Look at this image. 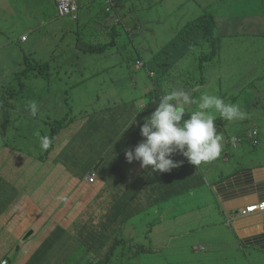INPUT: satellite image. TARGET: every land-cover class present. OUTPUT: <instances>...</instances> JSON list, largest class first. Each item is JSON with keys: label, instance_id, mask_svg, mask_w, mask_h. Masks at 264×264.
Masks as SVG:
<instances>
[{"label": "rangeland", "instance_id": "rangeland-1", "mask_svg": "<svg viewBox=\"0 0 264 264\" xmlns=\"http://www.w3.org/2000/svg\"><path fill=\"white\" fill-rule=\"evenodd\" d=\"M77 1L79 19L59 16L51 0H20L21 4L12 1L11 10L0 15L3 20L0 19V156L11 158L14 149L25 151L31 158L39 157L46 150L41 149L36 133L49 137L53 132L51 122L61 119L66 123L56 134L69 133L70 143L61 146V154L54 158L53 164L71 159L67 164L76 165L73 172L80 174L91 163V157L96 158L103 151L104 145L95 143L106 141L98 137L104 131L89 133L90 122L105 120L111 127L122 120L117 117L109 120L111 106L135 100L143 107L148 94L163 96L173 89L186 90L195 99L208 93L226 103L238 104L248 114L246 119L232 122L223 119L224 123H219L222 118L216 116L217 132L223 131L219 133L223 136L222 143L240 137L243 146L256 149L251 148L250 140L253 130L258 128V148L264 145V0H118L123 22L116 24L114 38L108 33L111 19L105 14V0ZM5 3L6 0H0V7ZM207 13L216 17L213 35L219 39L221 49L203 61L212 47L199 41L186 48L189 37L183 27L192 18ZM248 14L260 15V24L251 25L246 19ZM97 15L99 18L101 15L100 20ZM104 22L107 27L103 24L101 28L99 24ZM125 23L139 24L142 29L135 26L130 33ZM23 35L28 40L23 41ZM196 38L197 35L192 41ZM106 43L110 44L100 54L85 49L89 44ZM139 57L146 66L136 62ZM153 61L162 64L157 69L158 85L150 76L156 71L149 72ZM47 62L50 65L43 71L44 77L39 69ZM30 101L39 106L35 117L25 107ZM195 109L196 105H191L188 112ZM58 145L59 139L55 137L50 148L53 156ZM215 161L214 166L203 163L201 168H221L226 164ZM260 161L264 163V156ZM9 168L7 164L3 171ZM39 174L45 175L47 182L54 178L53 172L41 170ZM61 175L63 183L71 178L65 168ZM11 178L0 173V184L11 182ZM116 178L108 183L114 185ZM207 179L210 178L206 177V183L203 181L194 193L195 188L176 192L173 190L177 188L169 191L164 188L160 194L145 191L143 202L101 201V208L94 214L85 209L77 217L78 230L90 217H94L95 228L82 237L86 247L83 258H99L114 245L112 239L119 238L110 264H264V253L239 247L232 231L223 241L215 235L218 240L212 242L209 212L217 205L209 203L202 194V188L208 186ZM44 180L39 179L38 184ZM27 184L21 187L32 195L37 184L32 189ZM141 186L143 192L145 187ZM6 187L2 184L0 191ZM97 189L98 186L96 194L91 195L94 199ZM19 197L27 199L24 194ZM5 204L8 196L0 195V243L6 234L2 222L11 214ZM45 232L48 229L41 234L44 236ZM40 241L30 243L8 261L21 264L27 251H32Z\"/></svg>", "mask_w": 264, "mask_h": 264}, {"label": "crops", "instance_id": "crops-1", "mask_svg": "<svg viewBox=\"0 0 264 264\" xmlns=\"http://www.w3.org/2000/svg\"><path fill=\"white\" fill-rule=\"evenodd\" d=\"M12 1H18V3L21 4L20 0H6L5 5L3 7H0V15L3 13L7 14V12L11 10L10 3ZM47 5L48 4L44 6ZM51 6H54L58 14L56 0H51ZM15 10H13L12 13H14ZM96 17L99 18L98 15ZM0 19L2 20L1 17ZM246 19L248 22L250 20L254 22V19L250 18L249 16H247ZM159 23L162 22L159 21ZM100 25L101 24H99V26ZM100 27L102 28V26ZM22 37H26V35H23ZM26 40L28 39L26 38ZM128 121H133V119ZM123 128H126V126L123 125L122 133L119 131V134H123L125 132ZM117 134L118 131L116 130L115 135L117 136ZM68 136L69 133H66V135L62 136H56L59 139V145L57 147L55 157L60 154V148L63 144H65L66 142L70 143V138ZM133 136L136 137H133L134 143H131L130 146H126L123 144L128 142H122V145H120V148L118 149L116 154H114V157L116 155H122V157L124 158L123 164L130 171H137V174H133V176H140L143 179L142 181L136 182L134 179L131 180V178L127 175L123 178H120L119 180H116L114 185L113 183H111L112 185L106 183V180L97 181V184L95 183L92 185H88L84 180L82 181V177L80 178L78 174L73 173L71 175V178L65 180V183H63L61 176L58 177L59 175H61L63 169L65 168V170L71 174V171L76 168V165L73 166V164H71L69 166L68 164H65V162L61 163L63 166L61 164H56L55 166L57 167L54 168L56 177L51 178L49 182H47L46 177L44 178L45 180L43 181V184L45 185V189L42 192L44 195L42 194L40 196L42 198L41 203L39 201H35V199L32 198V195L25 193L23 187H21L20 189L15 187L16 191H14V194L8 195V202L13 205L11 215L14 216L11 223L3 225L2 229L4 233H13L14 236L11 238L7 237L6 239L2 238L0 243V250L9 251L8 253L5 252V254H9V256L15 254L14 251L18 246L20 247L19 249H22L19 251H24L26 246H29L30 244L29 240H27L30 238H23L22 243H17L16 241L18 240L19 235H26L30 230H33L32 235L40 234L43 230L44 220L49 216L52 217L56 215V218L60 217L58 218V220H61L63 219L62 216L71 213V210L74 211L76 206H78V203L81 202V200L78 198L81 191H75V188L79 184L82 189L85 190H89L88 188H92V190H94V188H97L98 184H100V186H103V202L110 201V199L112 198L111 196L113 195L112 191H114V188L117 187H121L119 188V190L127 189L123 198L118 196L119 202H133L134 200L143 202L146 197L144 195L145 191H147L148 193H152L151 191H155L156 193L160 194L164 188L167 191L177 188L173 190V192L182 190L188 191L192 188H195L193 191L194 193L196 189L202 187L203 181L206 180V177H209L210 179H207L208 186L206 187V189L204 187L202 188V194L206 196L205 199L208 200L209 203L212 202L217 205L212 209L211 212H209V219L211 220V230L214 233V235L211 237L212 242L216 243L218 240L215 235H217L219 239L221 238V240L223 241L224 237L226 235H230V231H232L236 236V241L239 247L264 253V210H255L246 214L243 213V210H245L247 207L264 201V163H260V158L264 156L261 155L264 154V146L261 148H256L255 150L250 149L251 152L244 151L245 153H243L242 151L243 154L239 153L240 151L230 152L226 151L223 148L221 156L216 159L220 160V163H226L221 168L202 169V164L199 166L191 165L183 156L174 154L170 157L174 160V162L179 160L184 161L181 167L172 169L171 172L162 174H151L150 172L149 174H146L145 172V174H143L142 171L147 170L142 169L140 166H136L140 164L139 161L128 163L125 158V150L129 148L134 150L135 146H137L139 142V139L140 142L142 140L139 132L136 134V136ZM99 152L96 156V160L95 158L91 157V163L87 164V167L92 164V168L93 170H95L96 164L98 163L97 160L104 154V152ZM26 154L27 153L25 151L18 152L13 149V151L11 152V158L8 155H6L5 157L0 156V173L1 175L12 176L10 183H12L14 179L19 177L20 175H22V178L26 177L27 174L30 175L29 178L31 176H35L34 182H37L42 178L41 174L37 176V174L42 170V167L40 168L41 165L37 166L38 161H36L38 159L41 163L40 158L33 157L35 161L32 164L33 166L30 167L29 165H31L32 161L27 159L28 154ZM28 158H30V155H28ZM208 163V166L210 167L217 164L215 160ZM7 164L8 166H10V168L5 169L7 172H4V167ZM45 167L47 166L45 165ZM98 178L99 174L97 179ZM145 178H148V182L146 184H144ZM110 180L113 181L114 178H110ZM27 182L28 180H26L25 184H27ZM2 184L5 183H1L0 188ZM132 185L133 187H142L141 185H144L145 190L141 192L140 189H135L132 187ZM32 186H34V184L30 185L29 187ZM159 186L162 188H159ZM5 190H8V187L2 190L3 193L5 192ZM52 190L54 191V193L48 194ZM62 190L66 192L63 193ZM21 194H24L27 199H21L19 197L21 196ZM5 196L6 195L3 194V197ZM80 197L82 200H85V196ZM91 199H94V196L93 198L91 197ZM209 203L207 206L210 205ZM5 209H8V206H5ZM77 216L78 215H75L73 217V220H75ZM55 224H57V222H55ZM16 253H18V251ZM16 255L17 254H15V256ZM3 257L4 254L2 255V258ZM16 259L18 261L17 257ZM14 262L15 264H18L16 261Z\"/></svg>", "mask_w": 264, "mask_h": 264}, {"label": "trees", "instance_id": "trees-1", "mask_svg": "<svg viewBox=\"0 0 264 264\" xmlns=\"http://www.w3.org/2000/svg\"><path fill=\"white\" fill-rule=\"evenodd\" d=\"M108 16V14H107ZM248 16L250 18L254 19V22L252 20H250V24H260L261 22V17L260 15H254V14H248ZM218 20V17H217ZM123 22L122 20V16L121 14H115L112 16L111 20H110V25L111 28L108 31L109 34H111L114 37H116L117 35V31H116V24L117 23H121ZM240 22V21H238ZM235 23V21L233 22ZM105 24V27H107V24ZM216 25H217V21H216V17L214 14H200L195 18H192V20L188 23H186V25L183 27V30L185 28V32L188 34L189 37V43L186 45V48L191 46L192 43H199V41H203L207 44H209L212 47V51L208 54V56H205L202 58L203 61L207 60L208 58H212L214 57L219 51H220V42L218 38L214 37V30L216 29ZM101 26L103 27L104 25L101 23ZM135 26L139 27L140 31L142 29V26L139 24H136ZM135 26H130L129 23H125V28L128 32L133 33L134 31V27ZM94 34V33H92ZM197 35V38L195 41H192L194 39V36ZM192 41V42H191ZM183 43V42H182ZM110 44V43H106V44H99V45H95V44H89L85 47V49L91 51V52H98L99 54L103 52V50L105 49V47ZM85 50V51H87ZM165 52V51H164ZM143 60V61H140ZM138 62H142L144 66H146V63L144 62V59H142L141 57H139V59L136 61ZM158 62V61H157ZM156 62L153 61V63L151 62V66L149 67L150 69V73L151 72H155V75H150L154 80L155 84H159V81L156 79L158 71L157 69H159V64H161V62H158L159 64H155ZM50 63L47 62L44 66H42V68L39 69L40 74L42 76H46L43 75V71L45 70V68L49 67ZM162 65V64H161ZM155 69V70H154ZM39 75V74H36ZM147 96H149L148 101L146 103L145 106L143 107H139L137 105V102L134 100L131 103L126 102L124 105V108H120L122 106H111L109 113H108V118L110 121H114L116 119V117L121 118L122 120L118 123V124H113L111 127H109L107 121L105 120H100V121H92L87 125V130L89 131L90 134L95 135L96 133H100L104 131V135L102 136H98L99 138H103L106 139L105 142H96L95 145L102 143L104 145L103 151H100L101 153L104 152V154L101 156V158H99L97 161L98 163L103 159V163L101 164V166L99 167L98 170H94L97 172V174H99V178L92 184H97V181H101V180H106V183H108L110 180V178H114L115 176L117 177L116 179L119 180L120 178H123L124 176H129L131 178V180H135L136 182L138 181H142L143 179L140 176L134 177V170H129L127 169V167L123 164L124 163V158L122 157V155H116L114 157V154H116V152L118 151V149L120 148V145H122L121 143L126 141L128 143H124L123 145L126 146H130L131 143L133 142V134H137L138 132L140 133V125L144 122V118H147V116L151 115V113L155 110V107L158 105L160 98L162 97L161 95L157 94H148ZM130 110V112L128 111V109ZM127 113V114H126ZM126 114V115H125ZM133 119L134 122L131 124V126L127 129V131H125L123 134H119L120 132L122 133V122H125L124 126H128L132 121H128ZM71 122V121H70ZM130 122V123H129ZM53 124L52 126V134L49 136L52 139V144L51 146L46 150V152H44L43 154H41L39 156L41 163L39 162V160L37 159L36 161H38V164L40 166V168L42 167V171L44 172H53V176L56 177L54 168H56L57 166H55L56 164L54 163V158H56L55 156L52 155L50 148L52 147L53 143H54V139L57 136L56 132H58V130H60V128L63 127V125L65 126V121H62L61 119L58 120V122H51ZM219 123H224L223 119L219 120ZM215 125L217 128V121L215 119ZM119 129L120 132H119ZM125 129V128H123ZM218 129V128H217ZM118 131L117 136L115 135V131ZM223 131L219 130L218 133H222ZM46 136V134L44 135ZM143 139V138H142ZM259 139H260V131L258 136L255 138L252 132V141H256V143H252L250 140V143L253 145V147L251 148H258L259 147ZM243 140V139H242ZM240 137H233L230 139H227V141H225V144H223V148L226 151H230V152H237L240 151L239 153L243 154L246 152H251V150L249 149V147H245L243 146L240 142H243ZM140 142V139H139ZM138 142V143H139ZM94 145V143H93ZM264 146V145H263ZM262 146V147H263ZM243 148V149H241ZM255 150V149H252ZM18 151V150H15ZM243 151V153H242ZM18 152H22L21 150ZM99 152V153H100ZM61 154V153H60ZM59 154V156H60ZM27 155V154H26ZM4 156V155H3ZM28 156V155H27ZM58 156V155H57ZM5 157V156H4ZM31 158V156H30ZM71 159H68L65 161V164H67V161H69ZM96 160V158H95ZM30 161H32L31 165H29L30 167L33 166L32 164L34 163L35 159L32 157L30 159ZM113 161V162H112ZM112 162V163H111ZM97 163V164H98ZM96 164V166H97ZM45 165L49 168H44ZM54 165V166H53ZM38 166V165H37ZM36 166V167H37ZM53 166V167H52ZM73 166H75L73 164ZM136 166H140V164L136 165ZM93 167V165H89L87 167L84 166L80 172V174H78L77 172H73L71 171V175L73 173L78 174L80 176V178L82 177V181H83V177L84 175L91 170V168ZM30 169V168H29ZM93 170V168H92ZM147 174L148 171H143ZM22 175H20L19 177H17L16 179H14V181L12 183H5L8 185V190H5V192L3 193L0 192V195H13L15 190V187L19 188L21 186H24V184L26 183V180H28V184L27 185H32L35 182H33L35 180V176H31L29 178V174H27L26 177L22 178ZM42 178H45L46 176L41 174ZM28 178V179H27ZM61 178L63 179V175H61ZM24 179V180H23ZM39 179V178H38ZM140 179V180H138ZM144 184H146L148 182V178L144 179ZM36 188L34 193L32 194V198L35 199V201H39L40 203L42 202V199L37 197H40L43 193V190L45 189V185L43 184V182H40L38 184V181L36 182ZM92 184H88V185H92ZM17 185V186H16ZM26 186V185H25ZM34 186L29 187L30 189H32ZM90 187V186H89ZM25 188V187H24ZM103 186H100V184H98V189H97V196L95 197V199H91V195H93L96 192V188H94V190H92V188H88L89 190H85L82 189V187L80 186V184L75 188V191H81L79 194V199L81 200L80 203H78V206H76L75 210H71V213L65 214L63 217V219L58 220L56 215L52 216V217H48L47 219L44 220L43 223V229H48V232L44 233V236L40 233V234H34L31 235L29 240V243H31V245L35 244L37 240H41L40 243L31 250L27 251L26 253V260L24 262H22L21 264H47L48 261L56 262L57 264H110L112 258L115 255V249H117V244L121 241L119 238H113L112 242H114L113 246H111L110 249H108V251H106L104 253V255L100 256L99 258L92 259V257H84V251H86V247L83 244V240L82 237L83 235L88 232L89 230H93L95 228V223H94V217H90V221H84L83 226L81 227L80 230H78V223L76 222L77 218L75 220H73V217L75 215H79L80 213H82L85 209L87 210V208H89V212L90 213H95L96 210L101 206V201H102V195L104 194L103 191ZM121 187H117L114 188V191H112L113 195L111 196L112 198L110 199L109 202L111 203H122L119 202V198L120 197H124L126 190L127 189H120ZM135 189H142V187H135ZM64 190V189H63ZM63 193H65L66 191H63ZM24 192L27 193L24 189ZM53 192L54 191H50ZM99 193V194H98ZM49 194V193H48ZM96 194V193H95ZM44 195V194H43ZM5 196V197H6ZM80 196H85V200H82ZM31 198V200H32ZM93 198V197H92ZM117 201V202H116ZM106 202V201H105ZM124 203H132V202H124ZM5 206H8V212H11L13 209V205L11 203L8 202V204H5ZM101 208V207H100ZM76 212V213H75ZM118 212V210H117ZM61 214V213H60ZM119 214V212H118ZM14 215H9V217L5 220V222H2L3 225H6L7 223H11L12 219H13ZM67 217V218H65ZM78 217V216H77ZM98 218H100V216H98ZM55 222H57V224H55ZM61 223V224H58ZM91 225V226H90ZM90 226V227H89ZM89 227V228H88ZM95 232V231H94ZM26 234V233H25ZM14 234L13 233H6L3 237V239L11 238L13 237ZM102 236V234H101ZM23 238H25V235H19L18 240L16 241L17 243H22ZM98 238L95 239V241H97ZM101 240V238H100ZM20 247L18 246L16 248V250L14 251L15 254H17L16 252L22 249H19ZM105 248V247H103ZM107 249V248H106ZM99 252L101 253L102 250L100 249ZM0 253L3 255L4 257L2 258V255L0 254V263L1 261L7 259L10 260L8 258L11 257V255L9 256V254L7 255V253L5 254V252L3 250H0ZM98 255V254H97ZM44 260H47L46 262H43ZM15 261V260H14ZM11 264H15L12 263L11 261L9 262Z\"/></svg>", "mask_w": 264, "mask_h": 264}, {"label": "clouds", "instance_id": "clouds-1", "mask_svg": "<svg viewBox=\"0 0 264 264\" xmlns=\"http://www.w3.org/2000/svg\"><path fill=\"white\" fill-rule=\"evenodd\" d=\"M118 6L117 0L116 8L108 11L105 0V14H108L111 19L113 15L119 14ZM79 10L77 18L70 17L78 19ZM22 40L25 41L26 37H22ZM191 105H196V109L189 113L188 107ZM25 107L33 117L39 112L36 101L28 102ZM186 114H188L187 118H185ZM217 114L229 122L244 120L248 115L238 104L226 103L217 95L202 93L199 99H195L186 90H171L160 98L151 115L144 118V122L140 125V135L143 139L134 150L131 148L125 150L127 162L139 161L142 169L150 170L151 174H162L171 172L172 169L179 168L184 163L183 160L174 162L170 158L174 154L183 156L194 166L216 160L223 150V136L217 132L215 125ZM133 122L134 120L124 131ZM36 136L40 140L42 150H47L51 146L50 137L40 136L39 132ZM7 264H10L9 261Z\"/></svg>", "mask_w": 264, "mask_h": 264}, {"label": "built area", "instance_id": "built-area-1", "mask_svg": "<svg viewBox=\"0 0 264 264\" xmlns=\"http://www.w3.org/2000/svg\"><path fill=\"white\" fill-rule=\"evenodd\" d=\"M107 3V10L108 11H112L116 8L117 6V0H106ZM56 4H57V10H58V14L60 16H73L74 18H77L78 16V10H79V3L77 0H56ZM259 134V129L255 128L253 130V135L256 138ZM252 143H256V141H252ZM97 178V172L92 170L90 172H88L85 177L84 180L87 183H93ZM264 210V201L255 205H251L249 207H247L245 210H243V213H249V212H253L255 210ZM8 261L7 260H3L1 264H7Z\"/></svg>", "mask_w": 264, "mask_h": 264}, {"label": "water", "instance_id": "water-1", "mask_svg": "<svg viewBox=\"0 0 264 264\" xmlns=\"http://www.w3.org/2000/svg\"><path fill=\"white\" fill-rule=\"evenodd\" d=\"M102 163H103V161H101V162L95 167V170H98ZM32 234H33V230H30V231L25 235V238L30 237Z\"/></svg>", "mask_w": 264, "mask_h": 264}]
</instances>
